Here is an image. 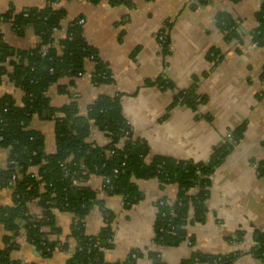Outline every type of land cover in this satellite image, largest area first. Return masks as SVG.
Returning a JSON list of instances; mask_svg holds the SVG:
<instances>
[{"label":"crops","instance_id":"0c3cea01","mask_svg":"<svg viewBox=\"0 0 264 264\" xmlns=\"http://www.w3.org/2000/svg\"><path fill=\"white\" fill-rule=\"evenodd\" d=\"M128 4L111 5L108 0H60L58 7L66 15L56 38L64 36L68 23L81 16L82 35L97 50L110 71V83L92 80L94 62L86 59L77 77L60 76L46 96L51 106L75 102L79 115L100 96L120 95L123 118L133 135L143 140L149 153L175 160L206 162L213 149L243 126L242 137L209 175V194L205 217L200 223L186 225V239L178 245L159 244L155 240L154 221L157 203H173L178 194L175 183H161L157 178L134 179L141 198L124 205L120 195L102 190V176L90 175L86 185L96 190V202L84 217L87 235L100 236L106 221L102 208L113 218L109 223L112 237L103 241L102 257L107 263L123 261L128 253L142 254L137 264H154L147 253L158 255L162 264H182L194 252L206 255H239L231 264H262L250 254L255 234L264 232V45L253 43L250 32L258 25L256 12L263 0H127ZM45 0H0V13L10 6L18 13L27 8H41ZM225 13L239 20L245 33L240 40H227L218 27L216 15ZM3 40L16 50H30L40 41L31 26L18 33L9 21L0 23ZM161 38L167 39V49ZM215 50L217 59H209ZM8 71L11 66H6ZM166 79L173 88H161L157 79ZM194 87L205 100L194 108L171 106L177 91ZM10 96L22 105L23 91L6 75L0 82V99ZM30 128L43 138L46 154L55 151L54 122L33 115ZM86 141L98 146L109 144L105 131L91 124ZM120 139L117 147L123 145ZM8 149L0 147V169L10 165ZM264 166V165H263ZM34 168L33 170H37ZM12 204V190L0 189V207ZM102 207V208H101ZM192 208L187 211L192 216ZM27 214L40 216L36 201L26 203ZM60 229L51 240L67 242V249H56L45 256L23 234L13 240L0 224V249L12 241V260L23 264H66L75 241L67 238L75 219L71 212L53 211ZM8 237L9 242L4 239ZM189 238L193 239L190 244ZM106 242V243H105ZM194 264H211L198 261Z\"/></svg>","mask_w":264,"mask_h":264},{"label":"trees","instance_id":"16d2710c","mask_svg":"<svg viewBox=\"0 0 264 264\" xmlns=\"http://www.w3.org/2000/svg\"><path fill=\"white\" fill-rule=\"evenodd\" d=\"M60 0H45L41 8H27L18 13L12 6L5 13H0V23L9 21L13 28L22 33L31 26L40 41L30 50H16L9 46L0 32V82L4 75L23 93L22 105L18 106L10 96L0 99V147L8 149L10 164L0 169V189L9 187L12 175L16 174L12 189V204L0 207V224L14 239L24 234L26 240L36 246L45 256H50L56 249H67V242L51 240V235H58L60 229L55 225L53 211L71 212L75 219L67 238L75 241V247L66 264H137L142 254L132 250L121 262L107 263L101 253L103 241L112 237L109 223L113 215L102 208L106 227L100 236L87 235L84 231V217L96 202V190L86 184L75 186L72 180L81 178L87 182L90 175H100L103 190L120 195L124 205L129 206L141 198L134 179L157 178L161 183H175L178 194L173 203L166 200L157 203L154 221L155 240L159 244L178 245L186 239V225L200 223L205 217V200L210 185L209 175L220 164L232 147L242 137L243 126L234 129L228 138L217 145L206 162L175 160L169 157L154 156L145 161L149 153L147 144L133 132L122 116L120 95L98 96L88 107L86 115H79L75 102L59 108L50 105L46 96L48 87L60 76L77 77L83 72L86 59L94 62L92 80L96 83H110V71L100 60L97 50L90 46L82 35V25L78 16L72 19L63 37L54 35L60 30L65 18L64 8L58 7ZM97 3L100 0H89ZM111 5L128 4L127 0H108ZM204 3L206 0H198ZM258 25L250 32L252 41L257 46L264 45V0L256 12ZM218 27L225 33L227 40H240L245 33L239 20L225 13L216 15ZM164 52L167 39L161 38ZM50 43L45 53L42 46ZM215 50L210 51L209 59H217ZM11 66L8 71L6 66ZM264 79V68L262 72ZM156 84L161 88H173L171 82L158 78ZM204 97L196 94L194 87L177 91L171 106L182 104L194 108L203 102ZM46 117L54 122L55 151L46 154L43 150L42 135L30 128L33 115ZM91 124L105 131L110 137L109 144L98 146L88 143ZM124 139L123 145L116 143ZM112 151L106 155L105 151ZM259 163L258 172L264 170ZM38 167L39 179L31 176L29 167ZM36 201L41 207L40 216L27 214L26 203ZM192 211L191 218L187 211ZM9 238L4 239L9 242ZM105 242V243H106ZM190 244L193 239L189 238ZM108 243V242H107ZM14 246L11 241L6 248L0 249V264H23L10 259L9 251ZM250 254L264 264V232L255 234V245ZM238 253L227 255H206L194 252L182 264H194L204 261L211 264H231ZM154 264H162L158 255L147 253Z\"/></svg>","mask_w":264,"mask_h":264},{"label":"built area","instance_id":"2783aa9c","mask_svg":"<svg viewBox=\"0 0 264 264\" xmlns=\"http://www.w3.org/2000/svg\"><path fill=\"white\" fill-rule=\"evenodd\" d=\"M84 22H85V20H84V18H79V20H78V24H80V25H82V24H84ZM56 33H57V31H55V33H54V35L56 36ZM49 45H50V43H47L46 45H44V46H42V48H41V54L43 55L44 53H45V51H46V49H47V47H49ZM82 73H78V75L77 76H80ZM87 139V138H86ZM109 139H110V137H109ZM106 152V155L108 156V155H111V153H112V151H109V150H107V151H105ZM10 164H13V162L12 161H10ZM38 168L37 166H32V167H29L28 168V171H29V173L31 174V176H33V177H35V178H37V179H39V176H38V169L37 170H33L34 168ZM15 178H16V174H13L12 175V180L9 182V186H10V189H11V186L13 185V183H14V180H15ZM105 178H103L102 177V184H101V188H102V190H103V180H104ZM105 181H107V179H105ZM87 182H85L84 183V181L81 179V178H76V179H73L72 180V184H74L75 186H80V185H84V184H86ZM12 190V189H11ZM123 200V199H122ZM23 234V233H22ZM24 235V234H23ZM25 236V235H24ZM73 240V239H72ZM74 241V240H73ZM74 247H75V245H74ZM73 252V251H72ZM72 252H71V254H72Z\"/></svg>","mask_w":264,"mask_h":264},{"label":"water","instance_id":"95a60500","mask_svg":"<svg viewBox=\"0 0 264 264\" xmlns=\"http://www.w3.org/2000/svg\"><path fill=\"white\" fill-rule=\"evenodd\" d=\"M41 116H42V118H45L46 117L45 112H43Z\"/></svg>","mask_w":264,"mask_h":264},{"label":"rangeland","instance_id":"374dc122","mask_svg":"<svg viewBox=\"0 0 264 264\" xmlns=\"http://www.w3.org/2000/svg\"><path fill=\"white\" fill-rule=\"evenodd\" d=\"M153 178H155V177H153ZM115 195H117V194H115Z\"/></svg>","mask_w":264,"mask_h":264}]
</instances>
